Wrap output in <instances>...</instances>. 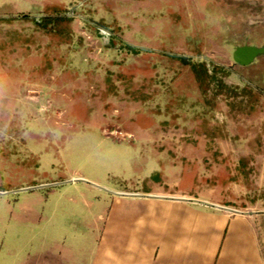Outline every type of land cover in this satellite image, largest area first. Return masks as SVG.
I'll return each instance as SVG.
<instances>
[{"label":"rangeland","instance_id":"obj_1","mask_svg":"<svg viewBox=\"0 0 264 264\" xmlns=\"http://www.w3.org/2000/svg\"><path fill=\"white\" fill-rule=\"evenodd\" d=\"M9 2L0 197L109 169L110 180L151 184L158 161L183 188L264 210V54L233 57L264 45V0Z\"/></svg>","mask_w":264,"mask_h":264},{"label":"crops","instance_id":"obj_2","mask_svg":"<svg viewBox=\"0 0 264 264\" xmlns=\"http://www.w3.org/2000/svg\"><path fill=\"white\" fill-rule=\"evenodd\" d=\"M147 166L158 182L110 180L109 169L1 196V224L14 227L0 228V264H264V210L227 207L215 188L194 192Z\"/></svg>","mask_w":264,"mask_h":264},{"label":"water","instance_id":"obj_3","mask_svg":"<svg viewBox=\"0 0 264 264\" xmlns=\"http://www.w3.org/2000/svg\"><path fill=\"white\" fill-rule=\"evenodd\" d=\"M261 54H264V45L259 46V45H253V44H244V45L237 46L235 48V50L233 52V57L237 63H239L241 65H248V64H251L255 60V58H257ZM75 179L76 180L77 179L83 180L84 178H75ZM67 181H70V180H64V181H59V182H52V183H47V184H40V185H35V186L23 187V188H19V190L56 185V184H61L63 182H67ZM120 194H130V193H120ZM217 206H219V205H217ZM219 207H221V206H219Z\"/></svg>","mask_w":264,"mask_h":264},{"label":"trees","instance_id":"obj_4","mask_svg":"<svg viewBox=\"0 0 264 264\" xmlns=\"http://www.w3.org/2000/svg\"><path fill=\"white\" fill-rule=\"evenodd\" d=\"M204 66V65H203Z\"/></svg>","mask_w":264,"mask_h":264}]
</instances>
